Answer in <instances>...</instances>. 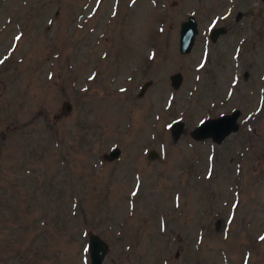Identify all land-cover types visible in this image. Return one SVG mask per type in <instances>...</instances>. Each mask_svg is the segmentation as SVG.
<instances>
[{
  "label": "rangeland",
  "instance_id": "374dc122",
  "mask_svg": "<svg viewBox=\"0 0 264 264\" xmlns=\"http://www.w3.org/2000/svg\"><path fill=\"white\" fill-rule=\"evenodd\" d=\"M90 233L103 264H264L260 0H0V264H89Z\"/></svg>",
  "mask_w": 264,
  "mask_h": 264
},
{
  "label": "water",
  "instance_id": "95a60500",
  "mask_svg": "<svg viewBox=\"0 0 264 264\" xmlns=\"http://www.w3.org/2000/svg\"><path fill=\"white\" fill-rule=\"evenodd\" d=\"M264 5V0H261ZM219 30H215L212 34L214 39ZM197 33V24L193 16H189L185 21L180 24L179 29V51L182 54L189 53L192 49L194 38ZM173 89H177L182 81L180 73H174L169 77ZM146 82L142 90L149 85ZM141 90V92H142ZM71 105L68 102L62 103V110L65 112L70 111ZM239 117L238 111H232L229 114H223L218 117L207 119L201 122L196 128V136L198 138L210 137L214 141H221L224 137L237 129V119ZM181 127L180 122H174L171 125L173 133H177ZM118 147L112 148L108 153L103 154L105 160L111 161L120 155ZM156 155L153 151L149 152V157L154 158ZM87 252L89 255V264H103L104 257L109 251V245L96 233L88 234Z\"/></svg>",
  "mask_w": 264,
  "mask_h": 264
},
{
  "label": "flooded vegetation",
  "instance_id": "af4514ba",
  "mask_svg": "<svg viewBox=\"0 0 264 264\" xmlns=\"http://www.w3.org/2000/svg\"><path fill=\"white\" fill-rule=\"evenodd\" d=\"M261 1V0H260ZM261 3H262V1H261ZM263 4V3H262ZM264 6V5H263ZM243 14L244 13H242V12H240V11H236L234 14H233V9L232 8H230L229 10H228V12H227V18H231V17H233L234 18V22H238L241 18H243ZM195 19V18H194ZM195 21H196V24H197V20L195 19ZM234 28H236V27H234V26H232V30L234 29ZM215 30H219L218 32H219V34H224V33H227V29L226 28H223V27H220V28H212L211 29V31H210V34H209V37L212 39V34H213V32L215 31ZM218 34V35H219ZM217 37V36H216ZM215 37V38H216ZM214 38V39H215ZM213 40V39H212ZM221 115H223V114H221ZM220 116V115H219ZM218 117V116H217Z\"/></svg>",
  "mask_w": 264,
  "mask_h": 264
},
{
  "label": "snow or ice",
  "instance_id": "6c2138e0",
  "mask_svg": "<svg viewBox=\"0 0 264 264\" xmlns=\"http://www.w3.org/2000/svg\"><path fill=\"white\" fill-rule=\"evenodd\" d=\"M262 239H264V237H262Z\"/></svg>",
  "mask_w": 264,
  "mask_h": 264
}]
</instances>
